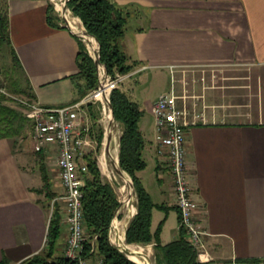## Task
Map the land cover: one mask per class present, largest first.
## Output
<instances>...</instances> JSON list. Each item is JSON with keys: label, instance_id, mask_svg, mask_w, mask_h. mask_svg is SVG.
Wrapping results in <instances>:
<instances>
[{"label": "crops", "instance_id": "0c3cea01", "mask_svg": "<svg viewBox=\"0 0 264 264\" xmlns=\"http://www.w3.org/2000/svg\"><path fill=\"white\" fill-rule=\"evenodd\" d=\"M5 1L12 45L36 102L50 109L74 104L82 39L62 27L55 12L50 21V0ZM109 1L127 16L122 46L130 63H138L127 76L149 69L170 73L179 107L188 109L187 120H196L186 128L187 163L196 219L208 233V256L216 262L238 258L264 264V0ZM189 74L194 96L185 85ZM155 102L150 107L153 118ZM189 103L196 111L192 117ZM85 117L91 125L87 112ZM139 127L143 156L147 167L152 164L157 184L156 201L141 180L158 205L151 229L165 219L160 240L166 245L180 237L171 169L157 154L155 123L145 128L140 120ZM19 140L23 138L0 140V262L5 258L9 264H20L44 248L51 216L36 191L42 185L39 168L45 166L49 176L58 171L55 142L38 154ZM88 140L84 156L95 151V141ZM143 172L138 173L141 179ZM56 186L59 197V177ZM156 212L161 215L155 223ZM171 213L176 227H170ZM123 222L121 240L128 223ZM67 235L66 229L62 254ZM137 246L144 247L154 264V244Z\"/></svg>", "mask_w": 264, "mask_h": 264}, {"label": "trees", "instance_id": "16d2710c", "mask_svg": "<svg viewBox=\"0 0 264 264\" xmlns=\"http://www.w3.org/2000/svg\"><path fill=\"white\" fill-rule=\"evenodd\" d=\"M67 5L73 15L81 19L85 30L98 41L100 62L106 67L108 74L112 76L127 75L138 66V63H130L122 46L127 23V16L123 9L109 0H69ZM53 13L54 8L52 7L50 21L53 19L51 15ZM3 59L8 60L9 63L7 65L0 64V77L5 82H0V89L5 88L11 95L16 94L26 97L31 102H36L31 83L12 45L6 1L0 0V62ZM77 65L79 72L73 77L78 94V99L75 102L94 90L99 83L95 62L90 56L86 44L82 41L79 42ZM9 100L11 99L6 93L0 92V140H17L24 136L27 128L32 126L31 121L22 112L7 104ZM110 101L115 120L123 128L119 146V165L132 179L137 196V214L129 226L127 223L123 230L124 244H154L155 264H201L197 252L188 243L186 233L182 228H180V237L166 245H163L160 240L165 219L152 232L153 210L158 205L154 203L138 177V173L147 167L143 156L145 140L139 127L142 111L119 88L112 91ZM89 115L94 121L95 116L90 111ZM89 136L96 142L97 148L93 153L84 156L88 172L83 187V213L88 239L85 243L83 256L91 258L92 262L102 260L103 264H145L143 259L135 255H129L133 261L128 259L111 244V238L109 240V227L120 202L113 186L104 179L98 164L97 155L104 140V131L100 123L95 121L91 124ZM40 153L42 152L38 154ZM40 168L43 187L36 191L43 193L45 198L52 202L58 197V193L53 190V184L46 167L42 165ZM62 218L61 206L55 201L44 248L20 264H77L59 252ZM119 219H121L120 216ZM95 235L97 239L93 242ZM93 245L95 250L92 253L91 246ZM246 261L249 264H259V261L256 260ZM0 264H9V262L4 258Z\"/></svg>", "mask_w": 264, "mask_h": 264}, {"label": "built area", "instance_id": "2783aa9c", "mask_svg": "<svg viewBox=\"0 0 264 264\" xmlns=\"http://www.w3.org/2000/svg\"><path fill=\"white\" fill-rule=\"evenodd\" d=\"M68 1L50 0L54 12L61 20L60 25L70 29L85 42L83 32L81 34L73 28L72 19L75 16L67 5ZM59 4L62 8L59 7ZM91 55L93 58L94 54ZM99 69L100 76H98V79L100 78L101 83L103 80L113 83L111 92L118 88L121 81L127 77V75L116 74L114 78H110L104 65L100 66ZM96 91L88 98H93ZM88 98L59 109L46 108L37 102L18 100L23 109V114L32 123L34 152H42L50 142H55L58 146V177L63 193L53 201V205L55 201L63 204L62 226L67 229L68 233L63 255L77 264L93 263L91 258H84L83 256L85 243L88 239L83 213V187L88 166L83 160V149L91 145L88 140L91 126L86 120V111L83 106L87 103ZM187 110L179 107L178 96L175 94L174 89L169 94L160 96L153 107L155 125L159 134L157 154L167 160L171 169L176 205L179 212V227L185 231L186 239L197 252L201 264H249L247 261L238 258L216 262L207 254L205 237L208 233L196 219L197 204L191 196L186 151V128L195 124L196 120H187ZM133 203L134 199L131 200L130 204L133 205ZM114 218L109 227V240ZM96 239L97 236L95 235L93 242ZM112 245L118 250L121 248L118 245ZM94 250L93 245L91 246V252L93 253ZM96 264H103V262L98 260Z\"/></svg>", "mask_w": 264, "mask_h": 264}, {"label": "rangeland", "instance_id": "374dc122", "mask_svg": "<svg viewBox=\"0 0 264 264\" xmlns=\"http://www.w3.org/2000/svg\"><path fill=\"white\" fill-rule=\"evenodd\" d=\"M74 19H77V17H73ZM86 44V47L88 49L87 43L86 41L84 42ZM90 54V51H88ZM90 56L92 57V55L90 54ZM9 63L8 60H1L0 64L2 65H7ZM1 67V65H0ZM107 72V69H106ZM108 74V72H107ZM108 76L110 78H114V76L108 74ZM189 77V78H188ZM187 77V81L185 82L186 87L190 89L191 91V95L194 96L196 95V89L193 88V82L194 79H192V74H189V76ZM175 81V77L170 74V73H166L165 71L162 70H153V69H149V70H145L144 72H139L133 76H127L125 77L120 85L119 88H121L122 90H126L127 94H129L131 96V99L134 100L135 102H137L140 107L144 110V112L142 113V118H141V124L142 126H144L145 128H149L152 127L153 124L155 123V119L153 118V116L151 115L150 112V107L152 106V104L159 98V96L161 94H169L171 92V86ZM0 82L5 83L4 79L2 77H0ZM82 83H84L82 81ZM1 87V86H0ZM99 87V83L98 86L90 91L89 93H87L82 99H80L79 101L75 102L78 103L84 99H87L93 92H95ZM113 88V83H108V94L112 93L111 90ZM0 92L2 93H6L8 95V98H10L11 100L8 101V105L16 108L18 111L23 113V109L22 107L19 105V101L18 100H27L30 101L29 99H27L26 97H21L18 96L16 94H9L8 90L5 88H1ZM98 91H96V93L93 94V98H88L87 103L83 106V108L86 110V112L89 115V111L92 113L94 117V121L90 118L91 120V124L95 121H97L98 123H100V125L103 128L104 134L107 133L108 131H110L112 133V137H113V142L116 144L118 143V145H120V138L122 135V125L114 122L112 120H106L105 116L103 114V104L102 102L98 99ZM31 102V101H30ZM188 108L189 111H191V117L196 113V111H194V105L193 103H189L188 104ZM90 117V115H89ZM32 125V123H31ZM91 126V125H90ZM110 127V128H109ZM151 129V128H150ZM115 137H116V142H115ZM23 140H19L21 142V145H25V146H29L32 147L33 149V128L32 126L30 128H27L24 132V136H22ZM93 146L95 147V149L97 148V144L96 142H94ZM119 146H117L116 152L118 151ZM104 150V145L102 143V148L99 152V154L97 155V160L99 163V156H101V153ZM34 151V150H33ZM147 159V157H145ZM149 163V162H148ZM151 163L148 165V167L144 170V172L141 174L142 179L140 178V180H142L145 185L147 186V188L152 192V194H154V198L157 201V197H155V192L154 189L156 188V180H155V173L153 171V169L151 168ZM99 167L101 169L102 175L104 177V179L106 181H108L113 188L115 189L118 199L120 200L121 198V193L119 191V181H121V177H119L117 175V173L114 170V167L112 165V174L114 175V179L113 178H109L108 170H104L102 169V167L100 166L99 163ZM39 168V172H40ZM41 174V172H40ZM127 176V175H126ZM50 179L51 182L53 184V190L55 192L58 191L56 184H58V171L56 172H50ZM128 177V176H127ZM129 178V177H128ZM130 180V178H129ZM43 187V181H42V185L40 188L41 189ZM41 194V193H40ZM134 205H137V196H135L134 194ZM39 200L42 202V204H44V206H46V213L47 216L50 217L52 215V211H53V201H48L45 198V195L42 193L40 195ZM61 206V210L63 211V204L60 203ZM130 207V206H129ZM161 214H158V212H156V216H155V223L158 221V216ZM171 221H169L170 223V227H176L177 226V221L174 219V213H171ZM165 223V222H164ZM163 229V228H162ZM65 232L66 229L64 226H62V235L59 241V249L62 245L64 236H65ZM111 241V240H110ZM123 241V239H122ZM60 252V250H59ZM61 253V252H60ZM155 254V253H154ZM92 264H96V262H93ZM155 264V261H154Z\"/></svg>", "mask_w": 264, "mask_h": 264}, {"label": "bare ground", "instance_id": "6f19581e", "mask_svg": "<svg viewBox=\"0 0 264 264\" xmlns=\"http://www.w3.org/2000/svg\"><path fill=\"white\" fill-rule=\"evenodd\" d=\"M59 7L62 8L60 4H59ZM72 25H73V28L76 29V31H78L82 34V30H81L82 28L80 26V20L78 18L72 19ZM83 37L85 38V41L87 43L88 50L90 51L91 54H94V51H97L98 47H99L97 41L93 37H88L86 35H84ZM98 94H99L98 99L103 104V114L105 116V119L110 121V120H112V116H111V112L109 110L108 104L106 102V97L110 95V94H108V82L107 81H104V80L102 81V86L99 88ZM103 142H104V140H103ZM115 142H116V137H115ZM117 146H119L118 143H116V144L114 142L112 143V147H111L112 148V150H111L112 158H107L104 150L101 153V156H99V163H100V166L102 167L103 171L108 170L109 171V173H108L109 178H113V179L115 177L112 174L111 169H112V165L117 166V163H118V151L116 152V149H115V148H117ZM119 184H120L119 191L121 193L120 201H122L123 205H122L119 213L117 214V216L114 218V223H113V226L111 229V234H110L111 243L114 245H118L119 247H121L123 249L126 247L131 248L134 251L132 255L137 256L135 254L136 251L145 252V250L143 249L144 247L142 248L140 246H137L136 244L127 245V244H124V242L121 240V232H122V227L124 225L123 221H125L127 223L129 220L127 218L132 216V214L136 210V206L134 204L133 205L130 204L131 200L134 199L133 198L134 197V189L132 188V186L130 184V180L127 176L122 177L121 181H119ZM127 207H129V208H128V210L126 212V216H125L124 211ZM119 216L121 217V219H119ZM120 220H122V221H120ZM152 252H153V250H152ZM140 259H143L145 261V264H148V261H146L144 258H140Z\"/></svg>", "mask_w": 264, "mask_h": 264}, {"label": "water", "instance_id": "95a60500", "mask_svg": "<svg viewBox=\"0 0 264 264\" xmlns=\"http://www.w3.org/2000/svg\"><path fill=\"white\" fill-rule=\"evenodd\" d=\"M82 32H83L84 35H86L88 37H92L85 29H83ZM97 43H98V41H97ZM98 45H99V43H98ZM99 53H100V46L98 47V50L97 51H94V56H93V60L95 62L96 68H97V74H98V76H100V71H99L100 69H99V67L103 65L100 62V54ZM99 86L100 87L102 86V83L100 81V78H99ZM106 102H107L108 107H109V110L111 112L112 121L116 122L115 117H114V112H113V106H112L111 101H110V96H107L106 97ZM104 142H103V144H104L105 155H106L107 158H112V153H111L112 148L111 147H112V143H113V137H112V133L110 131H108L107 133L104 134ZM113 167H114V170H115V172L117 173V175L119 177L122 178V177H125L126 175L129 177V175L121 169V167L119 165V161L117 163V166L113 165ZM130 184H131L132 188L134 189L133 181H132L131 178H130ZM134 194L136 196L135 190H134ZM122 205H123V203H122V201H120V206L117 209L116 214L120 210V208L122 207ZM133 217H134V215H132V217L129 219L128 223L132 220ZM126 231H127V228H126ZM119 251L121 253H123L128 259H130L129 255H132L133 252H134L131 248H128V247H126L124 249L123 248H120ZM135 254L138 257L144 258L146 261H148V264H152V262H151L150 258L148 257V255L146 253H144L143 251H136Z\"/></svg>", "mask_w": 264, "mask_h": 264}]
</instances>
